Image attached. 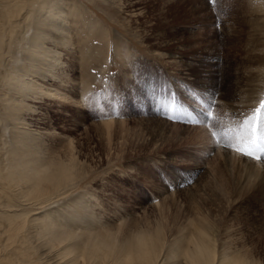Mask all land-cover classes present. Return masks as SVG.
Masks as SVG:
<instances>
[{"label": "rangeland", "instance_id": "374dc122", "mask_svg": "<svg viewBox=\"0 0 264 264\" xmlns=\"http://www.w3.org/2000/svg\"><path fill=\"white\" fill-rule=\"evenodd\" d=\"M75 1L81 20L100 22L87 43L79 42L89 65L66 58L85 83L70 81L63 92L70 100L40 103L27 118L42 129L54 126L48 142L63 149L72 140L92 166L78 191L118 202L123 213L109 227L133 217L155 223L153 204L173 191L182 202L200 176L222 196L220 150L264 164V157L236 151L235 139L225 147L264 103V0ZM205 111L211 119L201 123ZM45 116L51 121L43 123ZM109 119L124 124L108 131L101 123ZM247 193L223 196L222 230L232 233V247L246 245L264 264V196Z\"/></svg>", "mask_w": 264, "mask_h": 264}, {"label": "bare ground", "instance_id": "6f19581e", "mask_svg": "<svg viewBox=\"0 0 264 264\" xmlns=\"http://www.w3.org/2000/svg\"><path fill=\"white\" fill-rule=\"evenodd\" d=\"M81 9L75 0H0V264H263L246 245L232 247V233L222 230L232 194L264 196L263 163L218 151L223 195L200 176L182 202L173 191L153 204V224L133 217L109 227L123 213L118 202L78 191L92 166L72 140L63 149L48 142L54 126H33L27 116L40 103L70 100L63 93L70 81L85 83L66 58L86 62L79 42L100 22L86 24ZM115 123L124 124H101L109 131Z\"/></svg>", "mask_w": 264, "mask_h": 264}, {"label": "snow or ice", "instance_id": "6c2138e0", "mask_svg": "<svg viewBox=\"0 0 264 264\" xmlns=\"http://www.w3.org/2000/svg\"><path fill=\"white\" fill-rule=\"evenodd\" d=\"M262 109H264V103L244 121L242 131L235 137L226 138L225 147H232V140L235 139L237 141L236 151L257 160L264 157V111ZM201 115L203 117L201 123H206L211 119L210 112L205 111ZM212 135L216 137L218 133L213 132Z\"/></svg>", "mask_w": 264, "mask_h": 264}]
</instances>
